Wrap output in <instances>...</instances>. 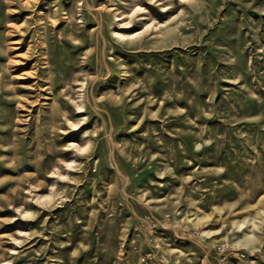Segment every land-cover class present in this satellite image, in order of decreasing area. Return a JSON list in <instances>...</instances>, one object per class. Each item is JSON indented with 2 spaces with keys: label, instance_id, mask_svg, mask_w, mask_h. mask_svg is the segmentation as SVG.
<instances>
[{
  "label": "rangeland",
  "instance_id": "obj_1",
  "mask_svg": "<svg viewBox=\"0 0 264 264\" xmlns=\"http://www.w3.org/2000/svg\"><path fill=\"white\" fill-rule=\"evenodd\" d=\"M0 264H264V0H0Z\"/></svg>",
  "mask_w": 264,
  "mask_h": 264
}]
</instances>
